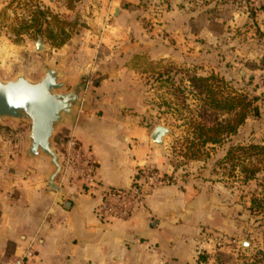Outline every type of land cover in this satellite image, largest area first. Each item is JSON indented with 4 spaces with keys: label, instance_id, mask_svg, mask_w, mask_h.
<instances>
[{
    "label": "rangeland",
    "instance_id": "obj_1",
    "mask_svg": "<svg viewBox=\"0 0 264 264\" xmlns=\"http://www.w3.org/2000/svg\"><path fill=\"white\" fill-rule=\"evenodd\" d=\"M81 1L84 0H0L1 77L12 80L26 76L36 81L45 66L63 69V65L73 62L88 65L86 89L91 83L89 91L96 94L92 88L100 85L108 71L126 64L129 70L118 79L123 81L122 92L133 95L123 102L127 111L150 133L156 126L171 130L163 145L155 146L162 154L159 168L145 171L143 187L148 196L161 184L175 183L174 178L185 177L184 180L204 185L201 189L205 192V212L190 213L188 221L203 228L204 241L212 239L211 248L198 253V261L264 264L262 182L244 183L238 169L221 163L231 145H264V0H147L138 9L125 5L130 13L125 18L106 12L107 23L114 29H109V38L104 39L101 24L92 26L83 16L93 7L86 8ZM175 8V15L165 16L166 11ZM34 19L40 20L39 25L34 24ZM169 24V29L161 28ZM39 26L41 32L37 30ZM94 30L97 39L93 37ZM38 36L47 47L35 52ZM159 45H167L174 52L173 59L154 62L147 59L148 54L125 57L131 54L125 52L130 46ZM94 47L97 53L89 50ZM99 63L102 71L95 67ZM195 77H215L225 82L227 93L258 98L259 115L249 116L223 146L200 149L187 144V140H192L190 121L198 120L200 112V96L191 86ZM73 86L67 85L64 92ZM110 92L106 87L103 95ZM6 123L0 124V143H26L27 132L22 139L16 135L27 131L29 125ZM171 169L174 172L170 177L164 174ZM262 175L264 171L259 178ZM254 194L262 200V211L250 210ZM11 248L8 245L5 254L0 255V264H13L9 257Z\"/></svg>",
    "mask_w": 264,
    "mask_h": 264
},
{
    "label": "crops",
    "instance_id": "obj_2",
    "mask_svg": "<svg viewBox=\"0 0 264 264\" xmlns=\"http://www.w3.org/2000/svg\"><path fill=\"white\" fill-rule=\"evenodd\" d=\"M117 1L79 2L86 8L93 7L83 16L92 26L101 24L102 39L109 38L107 32L114 29L107 23V11L117 10L116 15L125 18L130 14L127 7L138 9L147 0ZM175 9L166 11L165 16L175 15ZM170 27V24L161 26L165 30ZM95 33L94 30L93 37L97 39ZM89 50L97 53L96 47ZM126 51L131 52L127 58L148 54L147 59L154 62L174 57L167 45L130 46ZM87 66L72 62L59 70L64 73L67 85H75L81 75L90 73ZM95 67L103 70L101 63ZM126 67L122 63L109 70L100 85L92 88L96 94L90 93L91 83L88 84L82 95L85 108L78 112L77 121L59 128L54 138L60 161L63 141L70 135L91 152L96 187L63 171L56 181L64 192L52 191L46 185V175L53 168L46 158L26 157L24 140L0 143V255L10 245L9 257L15 261L33 242V257L25 264H201L197 255L200 250L211 248L212 239L204 241L203 228L188 222L190 213L205 212V192L201 189L204 185L194 180L174 178L175 183L155 187L145 208L127 221L102 222L94 214L100 190L127 188L134 180L145 184V171L159 168L162 162L161 152L150 142L148 128L123 105L133 96L122 92L123 81L118 79L129 70ZM106 87L111 92L103 95ZM6 122L0 120L2 126ZM22 131L17 138L22 139L29 129ZM171 172L174 171L166 170L164 174L170 177Z\"/></svg>",
    "mask_w": 264,
    "mask_h": 264
},
{
    "label": "water",
    "instance_id": "obj_3",
    "mask_svg": "<svg viewBox=\"0 0 264 264\" xmlns=\"http://www.w3.org/2000/svg\"><path fill=\"white\" fill-rule=\"evenodd\" d=\"M44 49L42 38L38 36L34 41V51ZM64 77L62 70L50 66L44 67L42 76L36 81L26 76L4 80L0 74V120L29 125L25 155L30 159L43 157L49 161L53 170L46 175V185L50 190L61 193L64 191L56 180L64 168L54 147V138L59 128L77 121L78 112L85 108L82 93L87 86V77L81 75L73 88L64 92L67 86ZM169 134V128L156 126L150 134V142L154 146H162Z\"/></svg>",
    "mask_w": 264,
    "mask_h": 264
},
{
    "label": "trees",
    "instance_id": "obj_4",
    "mask_svg": "<svg viewBox=\"0 0 264 264\" xmlns=\"http://www.w3.org/2000/svg\"><path fill=\"white\" fill-rule=\"evenodd\" d=\"M39 21L34 19L33 22L39 25ZM37 30L41 32L40 26ZM191 86L200 96V112L198 120L190 121L193 132L192 140H187L189 147L197 146L201 149L223 146L236 135L249 116L259 115L257 97L251 98L247 94L237 92L227 93L223 87L225 82L215 77L192 78ZM221 161L224 164L230 163L233 170L238 169L244 183L260 180L264 194V175L259 178V174L264 171V167H260L264 166V145H231ZM260 201L262 200H259L256 194L252 195L251 212L262 211Z\"/></svg>",
    "mask_w": 264,
    "mask_h": 264
},
{
    "label": "built area",
    "instance_id": "obj_5",
    "mask_svg": "<svg viewBox=\"0 0 264 264\" xmlns=\"http://www.w3.org/2000/svg\"><path fill=\"white\" fill-rule=\"evenodd\" d=\"M61 163L65 173L75 174L88 186H97L91 152L84 149L72 135L63 141ZM147 198L148 192L138 180H134L127 188H104L100 190L94 214L102 222L127 221L136 211L145 208ZM32 244L13 264H25V261L33 257Z\"/></svg>",
    "mask_w": 264,
    "mask_h": 264
}]
</instances>
